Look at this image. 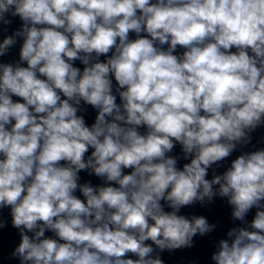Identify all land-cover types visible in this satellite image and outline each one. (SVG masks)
Returning a JSON list of instances; mask_svg holds the SVG:
<instances>
[{
  "label": "clouds",
  "instance_id": "9594fccd",
  "mask_svg": "<svg viewBox=\"0 0 264 264\" xmlns=\"http://www.w3.org/2000/svg\"><path fill=\"white\" fill-rule=\"evenodd\" d=\"M258 129L264 0H0V264H264Z\"/></svg>",
  "mask_w": 264,
  "mask_h": 264
},
{
  "label": "water",
  "instance_id": "95a60500",
  "mask_svg": "<svg viewBox=\"0 0 264 264\" xmlns=\"http://www.w3.org/2000/svg\"><path fill=\"white\" fill-rule=\"evenodd\" d=\"M87 122L91 124L94 120V118H86ZM143 131V130H142ZM264 135V129H258L257 132L253 134V144L249 145L247 149L245 150H252L253 146L255 147H264V143H261V136ZM175 153H179L180 149L179 146L174 150ZM237 155H239V152H234L231 157L228 158L227 161L224 162V166L217 169L218 174L222 173L228 166H230V162L232 159H234ZM185 161L181 160L180 164H182ZM127 171V170H126ZM211 175V173H210ZM82 176V182L83 180L91 179L93 184H99L101 181L98 178L95 177H88L86 173H81ZM77 195L79 193L77 192ZM202 214L209 218L210 221H216L220 220L224 227H227L229 225L228 220V214H229V208L226 205V201L222 199H217L215 204L212 205L209 208H201L199 205L192 207V208H185L182 209V214L185 215H191V214ZM254 212L249 213L248 219L251 220L252 215ZM4 215L8 216V210H4ZM46 235H52L51 233H46ZM223 235V229H220L217 231V233L213 234V238L222 236ZM0 242H2L4 250L10 251L11 246L18 242V236L16 234V230L8 228L3 231L2 236H0ZM196 248L192 250H186L183 252H176L175 254L169 256L167 252L163 254L164 259L166 261V264H185L187 260L193 259V258H200L201 261L207 260V254L209 251H211V243L207 237L205 238H196Z\"/></svg>",
  "mask_w": 264,
  "mask_h": 264
}]
</instances>
